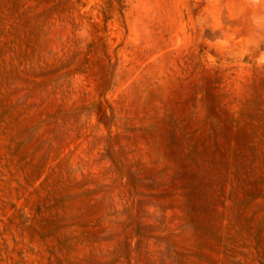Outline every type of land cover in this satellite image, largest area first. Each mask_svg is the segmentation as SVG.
I'll use <instances>...</instances> for the list:
<instances>
[{"label":"rangeland","instance_id":"rangeland-1","mask_svg":"<svg viewBox=\"0 0 264 264\" xmlns=\"http://www.w3.org/2000/svg\"><path fill=\"white\" fill-rule=\"evenodd\" d=\"M0 264H264V0H0Z\"/></svg>","mask_w":264,"mask_h":264}]
</instances>
